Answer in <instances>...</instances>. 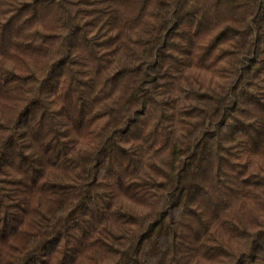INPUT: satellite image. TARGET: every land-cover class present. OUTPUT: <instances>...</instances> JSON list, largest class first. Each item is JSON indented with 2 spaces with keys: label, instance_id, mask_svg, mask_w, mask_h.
<instances>
[{
  "label": "trees",
  "instance_id": "16d2710c",
  "mask_svg": "<svg viewBox=\"0 0 264 264\" xmlns=\"http://www.w3.org/2000/svg\"><path fill=\"white\" fill-rule=\"evenodd\" d=\"M0 264H264V0H0Z\"/></svg>",
  "mask_w": 264,
  "mask_h": 264
}]
</instances>
